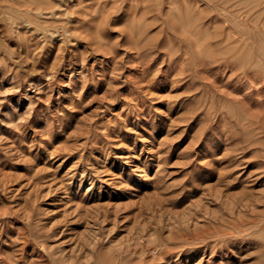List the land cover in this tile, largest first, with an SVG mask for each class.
<instances>
[{"label": "rangeland", "instance_id": "374dc122", "mask_svg": "<svg viewBox=\"0 0 264 264\" xmlns=\"http://www.w3.org/2000/svg\"><path fill=\"white\" fill-rule=\"evenodd\" d=\"M263 28L264 0H0V264H264Z\"/></svg>", "mask_w": 264, "mask_h": 264}, {"label": "bare ground", "instance_id": "6f19581e", "mask_svg": "<svg viewBox=\"0 0 264 264\" xmlns=\"http://www.w3.org/2000/svg\"><path fill=\"white\" fill-rule=\"evenodd\" d=\"M262 2V1H261ZM259 5V4H258ZM221 12V11H220ZM218 15H219V13H218ZM210 16V15H209ZM213 16V15H212ZM214 16H215V14H214ZM215 18V17H214ZM223 18V17H222ZM211 19V18H210ZM218 19V18H217ZM219 20V19H218ZM224 21V20H223ZM226 21H227V19H226ZM227 29H228V27H227ZM264 29V28H263ZM220 32H222V31H220ZM242 38V37H241ZM245 40V39H244ZM260 102H262V100L260 101ZM264 102V101H263ZM262 104V103H261ZM253 117H255V116H253ZM256 119H258V118H256ZM252 120V119H251ZM262 122V121H261ZM263 123H264V121H263ZM256 124H257V122H256ZM262 124V123H261ZM262 219V218H261ZM263 219H264V217H263ZM252 220V219H251ZM250 221V220H249ZM251 222V221H250ZM254 222V221H253ZM257 222V221H256ZM255 223V222H254ZM246 224H247V222H246ZM257 224V223H256ZM252 225V226H251ZM251 225H249V228L250 227H253V224H251ZM256 226V225H255ZM247 228H248V226H247ZM246 229V228H245Z\"/></svg>", "mask_w": 264, "mask_h": 264}]
</instances>
